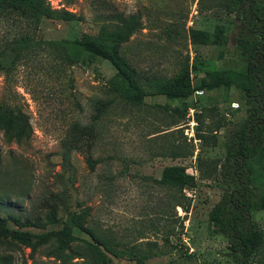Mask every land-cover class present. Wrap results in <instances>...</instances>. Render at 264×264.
I'll return each instance as SVG.
<instances>
[{"label": "rangeland", "instance_id": "1", "mask_svg": "<svg viewBox=\"0 0 264 264\" xmlns=\"http://www.w3.org/2000/svg\"><path fill=\"white\" fill-rule=\"evenodd\" d=\"M231 2L50 0L53 9L76 19L44 18L39 24L0 13V106L13 140L0 130V191L17 196L16 207L0 208V214L50 217L42 228L9 221L8 227L30 232L36 242L59 229L67 214H82L83 228L73 229L75 259L67 264L89 257L107 264L241 263L229 236L213 232L209 221L216 204L232 190L243 191L237 178L243 167L226 160L224 146L249 114L239 93L196 92L175 102L126 99L114 91L116 71L107 61L69 62L61 51L35 47L39 40L97 37L134 16L140 28L118 46L119 57L143 80L172 83L189 76L195 84L206 71L247 63L236 39L248 32L232 22ZM216 25L228 30L222 57L196 35ZM23 36L32 44L15 55L11 44ZM168 166H183L195 178L183 190L182 206L174 207L181 194L159 183ZM247 191L253 201L260 193L251 184ZM250 221L264 233V211L253 209ZM13 241L0 244V264H59L48 255L55 241L35 250ZM261 252L251 264H264Z\"/></svg>", "mask_w": 264, "mask_h": 264}, {"label": "trees", "instance_id": "2", "mask_svg": "<svg viewBox=\"0 0 264 264\" xmlns=\"http://www.w3.org/2000/svg\"><path fill=\"white\" fill-rule=\"evenodd\" d=\"M248 1L250 4L245 7ZM49 2L50 0H0V13L10 11L23 21L34 24H39L44 18L62 21L76 19L74 13L53 9ZM231 3L230 14L235 15V20L232 22L235 23L237 20L238 24L248 32V35L236 39V48L247 63L242 69L206 71L195 84L191 82L189 76L181 77L172 83L143 80L119 57L118 46L126 43L140 28V23L134 16L122 19L110 29L103 28L97 37L84 36L75 40L59 41L39 40L35 47L40 45L61 51L69 62L81 58L89 62L96 58L107 61L116 71L113 89L126 99L142 101L147 97L162 96L167 101L175 102L184 101L196 92L212 93L223 90L228 93L235 90L239 93L249 114L241 128L233 132L224 146L227 150L226 160L234 159L238 166L243 167L241 178L237 177L243 191L238 194L232 190L228 198L216 204L209 214V221L213 226V232L221 230L229 236L234 251L241 253L240 264H251L264 250V233L258 225L250 221L253 209L264 211V0H232ZM227 33L228 30L224 25H216L212 32H198L196 35L201 43L216 47L219 50V57H222L228 46ZM31 42L29 36H23L11 44V49L15 55H18L30 47ZM4 108L0 106V130L4 132L10 143L13 141L12 136L6 132L10 122L8 124L4 119ZM14 137L19 144L21 136ZM3 169L0 163V176L5 173ZM194 180V176L188 174L185 167L168 166L163 168L159 183L181 194L176 198L174 205L176 207L182 206L180 200L184 198L183 190L193 186ZM250 184L260 190L255 201L248 196L247 189ZM16 199L17 196L0 191V208L16 207ZM51 220L57 221L56 216ZM8 221L18 228L33 226L42 228L50 221V217L45 215L43 220L37 216L10 214L2 217L0 214V244L4 242L14 245L13 240H17L25 247L35 250L55 241L57 245L49 250L48 255L59 261V264H67L69 259H75L72 254L73 229H82L85 218L82 214L76 216L67 214L59 229L38 235L36 242H33L34 235L30 232L8 227ZM8 233L13 235V240L7 235ZM80 264L107 263L102 257H89Z\"/></svg>", "mask_w": 264, "mask_h": 264}, {"label": "flooded vegetation", "instance_id": "3", "mask_svg": "<svg viewBox=\"0 0 264 264\" xmlns=\"http://www.w3.org/2000/svg\"><path fill=\"white\" fill-rule=\"evenodd\" d=\"M255 115V114H254Z\"/></svg>", "mask_w": 264, "mask_h": 264}]
</instances>
